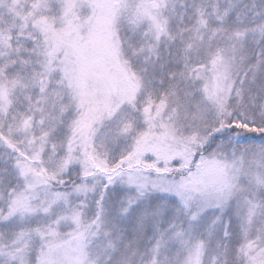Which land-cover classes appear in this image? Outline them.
Instances as JSON below:
<instances>
[{
    "label": "snow or ice",
    "instance_id": "obj_1",
    "mask_svg": "<svg viewBox=\"0 0 264 264\" xmlns=\"http://www.w3.org/2000/svg\"><path fill=\"white\" fill-rule=\"evenodd\" d=\"M0 264H264V0H0Z\"/></svg>",
    "mask_w": 264,
    "mask_h": 264
}]
</instances>
